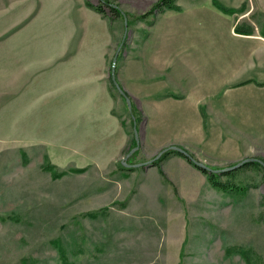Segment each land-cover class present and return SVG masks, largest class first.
<instances>
[{
  "label": "rangeland",
  "instance_id": "rangeland-1",
  "mask_svg": "<svg viewBox=\"0 0 264 264\" xmlns=\"http://www.w3.org/2000/svg\"><path fill=\"white\" fill-rule=\"evenodd\" d=\"M49 1L0 0V264H250L238 252L241 246L254 250V263L264 264L263 168L241 167L244 162L233 168L235 181L249 188L229 194L212 187L206 174L180 154L190 164L164 159L161 168L167 179L151 165L174 145L200 166L221 169L248 157L264 159V151L226 166H210L185 147L171 144L144 157L143 165L132 163L143 155L139 138L130 155L132 143L123 157L101 164L105 150L83 146L84 119H73L67 114V99L57 98L56 67L80 53L73 51L77 36L66 38L68 45L60 44L57 18L42 12ZM112 1L123 13L116 23L108 9L106 15L99 12L112 29L121 30L106 58L115 86L108 78L109 90L127 105L130 95L115 68L116 81L128 96L123 98L117 89L112 59L122 40L125 44L130 17H140L159 0ZM218 1L233 9L225 12L214 4L220 11L242 16L264 31V0H230L236 5ZM131 119L128 106L123 107L130 142L135 138ZM48 162L54 171L44 168ZM55 240L66 249V260L60 258Z\"/></svg>",
  "mask_w": 264,
  "mask_h": 264
},
{
  "label": "crops",
  "instance_id": "crops-1",
  "mask_svg": "<svg viewBox=\"0 0 264 264\" xmlns=\"http://www.w3.org/2000/svg\"><path fill=\"white\" fill-rule=\"evenodd\" d=\"M174 4L176 8L146 17L129 16L117 61V79L144 116L138 127L143 155L132 163L145 165L144 157L171 144L185 147L210 166L263 152L264 31L242 16L220 11L212 0ZM42 12L57 18L60 44L68 45L66 38L77 36L73 51L80 54L56 67V92L61 94L57 98L67 99L68 115L84 119L83 146L104 149L101 164L123 157L130 143L123 124L127 105L109 90L106 61L121 30L112 29L108 17L87 7L85 0H50ZM165 159L189 163L175 153ZM152 169L158 171L157 166Z\"/></svg>",
  "mask_w": 264,
  "mask_h": 264
},
{
  "label": "trees",
  "instance_id": "trees-1",
  "mask_svg": "<svg viewBox=\"0 0 264 264\" xmlns=\"http://www.w3.org/2000/svg\"><path fill=\"white\" fill-rule=\"evenodd\" d=\"M213 1H214V4L216 6H218L221 10H223L225 12L233 11V9L224 6L218 0H213ZM86 5L95 9L96 11H98L104 15L107 14L106 9H108V12L112 15V18H116L119 16L122 17V14H123V13H121L122 9L120 8V5L114 3L112 0H99L97 4H94L90 0H86ZM166 8H176V6L174 4V0H159L157 3H155L153 9L143 13L140 16V18L145 17V16L149 15L150 13L154 12L153 10H156V9L157 10H164ZM110 79H111V76H110ZM111 83L114 86L112 79H111ZM125 96H128V94L126 93ZM125 96H122V97L125 98ZM132 113L134 114V116L136 118V122H139L142 119L141 114L137 110L134 109L133 105H132ZM131 124H133L132 119H131ZM130 143H132L133 147L135 145H137V142H136L134 137H132V141ZM172 153L180 154V155L186 157L193 165H195L198 169H200L203 173L206 174V177H207L209 184L218 190H221V191H223L225 193H229V194H235V193H239V192L244 193L249 188V185H243V184L237 183L235 181L236 173H235L234 169L223 171V170H219L221 168H215V167L208 168L205 166H200L195 160L187 157L182 152L174 150L170 147L167 148L165 151H163V153L158 158H154V160H152V162H151V165L157 166L159 173L162 176H164V178H166V179H167V177L161 168V162L168 155H170ZM255 158H257V157H255ZM258 159L261 160L262 162H264L263 158L259 157ZM259 160L258 161L257 160L246 161L241 165V167L256 166L258 168L264 169V164L261 163V161H259ZM44 168L47 170H50V171H54V165L52 163H49V162L44 165ZM122 168H126V167L122 166ZM236 168H238V167H236ZM71 170L78 172V171L82 170V168H73ZM53 173H54L55 177L56 176L60 177L62 175V172H60V173L59 172H53ZM223 176H225L226 178L223 179ZM54 243L56 244V246L58 248L60 258L66 260L67 255H66V249L64 248V246L60 243L59 240H55ZM237 250H238V252L241 253V255L246 260V262H248L250 264H256V263H254L255 262V254H254L255 252L252 248L241 246V247L237 248ZM229 251L232 252V250L230 248H229Z\"/></svg>",
  "mask_w": 264,
  "mask_h": 264
},
{
  "label": "water",
  "instance_id": "water-1",
  "mask_svg": "<svg viewBox=\"0 0 264 264\" xmlns=\"http://www.w3.org/2000/svg\"><path fill=\"white\" fill-rule=\"evenodd\" d=\"M124 23H125V25H126V28H125V32H126V30H127V21H126V17H124ZM124 37H125V33H124ZM124 37H123V39H124ZM123 41L124 40H122V42L120 43V45L118 46V48H117V50H116V52H115V54H114V56H113V59H112V65H111V75H112V78H113V80H114V82H115V85H116V87H117V89L119 90V92L123 95V96H125V94H124V92H123V90L121 89V87L119 86V84L117 83V81H116V78H115V68H116V61H117V56H118V53H119V51H120V49H121V47H122V44H123ZM126 97V96H125ZM126 101H127V106H128V109L130 110V112H131V117H132V119H133V123H134V135H135V138H136V141H137V145L135 146V147H133L132 149H131V151L130 152H128V154H127V156L128 155H130L134 150H136L138 147H139V136H138V131H137V126H136V118H135V116H134V114L132 113V105H131V100H130V98H128V97H126ZM172 149H176V150H178V151H181L182 153H184L185 155H189L185 150H183L182 148H180V147H178V146H172L171 147ZM161 154V153H160ZM159 154V155H160ZM158 155V156H159ZM250 160H259L258 158H255V157H248V158H246V159H244L243 161H240V162H238L237 164H235V165H232V166H229V167H224V168H222V169H219V170H229V169H233V168H236V167H238V166H240L243 162H245V161H250ZM259 161H261V160H259ZM197 162V161H196ZM262 162V161H261ZM124 164H127L126 162H123ZM263 164H264V162H262ZM128 165V164H127ZM201 165H203V166H205V167H208V168H211V167H209V166H207V165H204L203 163H201Z\"/></svg>",
  "mask_w": 264,
  "mask_h": 264
}]
</instances>
